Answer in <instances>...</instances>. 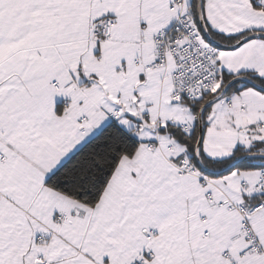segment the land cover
<instances>
[{"label": "snow or ice", "instance_id": "6c2138e0", "mask_svg": "<svg viewBox=\"0 0 264 264\" xmlns=\"http://www.w3.org/2000/svg\"><path fill=\"white\" fill-rule=\"evenodd\" d=\"M0 264H264V0H0Z\"/></svg>", "mask_w": 264, "mask_h": 264}]
</instances>
